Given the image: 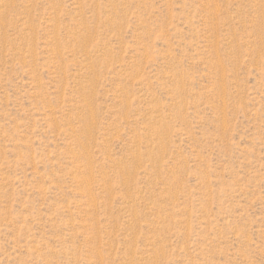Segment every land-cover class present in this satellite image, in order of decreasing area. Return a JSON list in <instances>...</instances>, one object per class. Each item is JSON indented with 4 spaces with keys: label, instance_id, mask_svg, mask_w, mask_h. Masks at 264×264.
<instances>
[{
    "label": "rangeland",
    "instance_id": "1",
    "mask_svg": "<svg viewBox=\"0 0 264 264\" xmlns=\"http://www.w3.org/2000/svg\"><path fill=\"white\" fill-rule=\"evenodd\" d=\"M0 264H264V0H0Z\"/></svg>",
    "mask_w": 264,
    "mask_h": 264
}]
</instances>
